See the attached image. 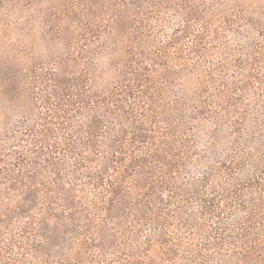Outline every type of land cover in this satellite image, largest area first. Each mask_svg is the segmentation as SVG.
<instances>
[{"label": "trees", "instance_id": "16d2710c", "mask_svg": "<svg viewBox=\"0 0 264 264\" xmlns=\"http://www.w3.org/2000/svg\"><path fill=\"white\" fill-rule=\"evenodd\" d=\"M132 1L136 15L152 14L143 11L144 0ZM219 1L214 5L231 17L194 9L188 0H168L182 16L180 25L147 47L135 38L126 71L107 90L96 89L88 66L82 81L44 86L37 130L25 135L31 156H16L13 172L0 167V264L32 256L34 264H49L62 246L67 251L58 254L57 264H101L94 250L111 252V262L138 264L140 250L118 247L128 228L130 245L147 228L145 252L162 245L161 259L167 260L175 253L166 240L171 219L178 220L176 229L186 239H201L189 244L187 264H264V23L245 22L248 30L236 33L243 42L240 58L229 60L225 43L214 46L219 37L211 25L218 15L221 31L230 32L233 20L237 26L244 22L243 10ZM254 31L257 39L247 41ZM218 54L215 63H206ZM229 68L236 72L229 74ZM197 72L207 81H191ZM222 140L228 148L220 158ZM200 142L198 161L209 156L213 165L188 178L197 215L182 213V199L167 211L179 196L176 179L202 166L192 161ZM63 179L71 182L73 194ZM86 187L91 200L77 203L74 192ZM21 217L25 221L14 233Z\"/></svg>", "mask_w": 264, "mask_h": 264}, {"label": "rangeland", "instance_id": "374dc122", "mask_svg": "<svg viewBox=\"0 0 264 264\" xmlns=\"http://www.w3.org/2000/svg\"><path fill=\"white\" fill-rule=\"evenodd\" d=\"M188 1L189 6L192 5L194 9L198 8L200 11L204 8L213 12L225 11L222 5H214L221 2L219 0ZM223 2L243 10L239 17L244 22L237 26V20L232 19L235 23V26H232L233 30L222 32L223 18L217 15L211 25V30H216L219 37L214 46L219 47L220 43H225L229 52L231 50L229 60H237L240 58L237 49L243 45V42H241L242 36L236 33L240 30L239 32L244 34L248 30L245 28L246 21L264 23V0H224ZM134 3L132 0H0L1 168L13 172L12 165L16 156L22 154L23 159L31 156L27 150L28 140L25 135L31 130H37L36 123L41 112L38 99L44 86L54 84L63 88L82 81L84 69L88 66L92 78L97 82L96 89L107 90L117 80V74L126 71L124 66L128 60V51L134 46L135 38L140 36V43L147 47L151 41L162 40L170 35L181 23L180 12L176 11L168 0H144L141 3L143 11L152 12L148 18L142 15V12L136 15ZM151 3L160 4V9L152 10ZM225 14L231 17V13L225 11ZM255 39H257L256 31L251 33L247 41L251 42ZM219 56L218 54L208 57L206 63L213 61L215 63ZM201 68L203 70L205 67ZM262 71L264 72V63ZM234 72H236L234 68H229V74L232 75ZM197 79L201 82L207 81L201 72L191 74V81ZM203 121L204 128L209 129L211 120ZM221 131L227 136L228 125L224 124ZM204 132L201 130L198 134L204 136ZM227 148L226 141L222 140L217 146L220 158L225 156ZM201 150H203L202 142L198 143L192 158L196 164L201 163V168L181 173L176 179V185L181 187L179 196L172 204H168L165 210H174L182 199L186 202L182 213L186 216L197 215L198 200L188 178L190 174L193 175L192 177L199 176L205 171L206 166L213 165L209 156H205L201 162L198 161L197 154ZM218 174L217 170L216 175ZM46 177L48 178L49 175L44 174L43 178ZM216 180L215 178L214 181ZM63 182L65 190L73 194L71 182L66 179H63ZM166 193L163 191L161 195L165 197ZM74 196L77 203L91 200L87 187L83 193L74 192ZM17 220L18 222L13 225L14 233L21 229L25 221L22 217ZM170 222L173 223L170 224L166 234L169 243L167 248L175 252L170 259H161L164 247L159 244H154L145 252L147 247L143 242L148 232L147 228L140 231L138 239L133 241L132 245L127 240L131 236V229H126L124 235L122 234L123 239L120 238L121 240L118 241V247L122 250L124 248L140 250L142 255L138 264H187L185 252L189 244L199 243L201 239L200 237H196L193 241L186 239L185 233L176 229L178 220L171 219ZM1 232L3 233L2 230ZM66 251L67 247L64 246L55 248L49 264H57L58 254ZM92 253L96 257V262L101 264H121V260L111 262L113 258L111 252L102 255L99 250H94ZM20 264H34V257H29ZM70 264L75 263L71 261Z\"/></svg>", "mask_w": 264, "mask_h": 264}]
</instances>
